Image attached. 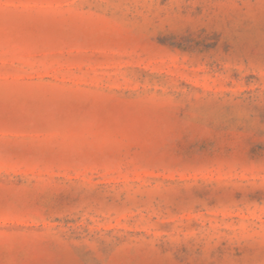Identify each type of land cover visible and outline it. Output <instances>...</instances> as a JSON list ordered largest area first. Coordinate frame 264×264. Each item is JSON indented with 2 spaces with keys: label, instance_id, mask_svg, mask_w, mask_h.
I'll use <instances>...</instances> for the list:
<instances>
[{
  "label": "rangeland",
  "instance_id": "374dc122",
  "mask_svg": "<svg viewBox=\"0 0 264 264\" xmlns=\"http://www.w3.org/2000/svg\"><path fill=\"white\" fill-rule=\"evenodd\" d=\"M0 264H264V0H0Z\"/></svg>",
  "mask_w": 264,
  "mask_h": 264
}]
</instances>
